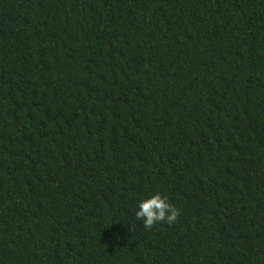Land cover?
Returning <instances> with one entry per match:
<instances>
[{"label":"trees","instance_id":"trees-1","mask_svg":"<svg viewBox=\"0 0 264 264\" xmlns=\"http://www.w3.org/2000/svg\"><path fill=\"white\" fill-rule=\"evenodd\" d=\"M0 264H264V0H0Z\"/></svg>","mask_w":264,"mask_h":264},{"label":"clouds","instance_id":"clouds-1","mask_svg":"<svg viewBox=\"0 0 264 264\" xmlns=\"http://www.w3.org/2000/svg\"><path fill=\"white\" fill-rule=\"evenodd\" d=\"M135 215L137 220L143 221L146 229H151L158 223L169 225L175 223L179 216V210L168 202L167 197L156 193L139 203Z\"/></svg>","mask_w":264,"mask_h":264}]
</instances>
